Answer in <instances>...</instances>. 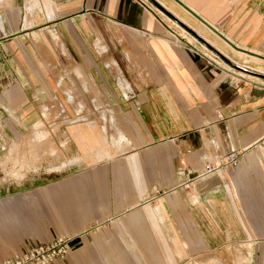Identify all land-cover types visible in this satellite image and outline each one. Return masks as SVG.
<instances>
[{
	"label": "crops",
	"instance_id": "obj_1",
	"mask_svg": "<svg viewBox=\"0 0 264 264\" xmlns=\"http://www.w3.org/2000/svg\"><path fill=\"white\" fill-rule=\"evenodd\" d=\"M148 1L0 0V146L55 129L73 151L52 170L85 164L0 185V264L57 238L50 264H264V85L234 82ZM170 1L264 55V0Z\"/></svg>",
	"mask_w": 264,
	"mask_h": 264
},
{
	"label": "rangeland",
	"instance_id": "obj_2",
	"mask_svg": "<svg viewBox=\"0 0 264 264\" xmlns=\"http://www.w3.org/2000/svg\"><path fill=\"white\" fill-rule=\"evenodd\" d=\"M148 4L154 12L163 18L169 27L177 30L183 41L186 40L196 44L201 50L211 56L215 54L210 49L213 47L218 49L223 56L222 59L218 58L217 60L224 69L231 73L230 75L233 76L234 82L245 80L244 82L253 81L264 85V55L258 56L246 53L249 55L246 56L236 52L240 50H232L224 41L221 42L217 37L211 35L209 31L205 30L200 23L195 21L173 1L163 0L159 4H153L148 1ZM190 29L193 31V34L190 32ZM203 40H206L213 47L207 43L204 44ZM63 55H65L64 52ZM250 56L258 59L251 58ZM67 57L69 56L67 55ZM69 117L68 121L79 118L77 116ZM103 117L106 118V116ZM40 127L43 128V126ZM40 131L43 130L36 129V131L28 132L24 137L25 142L18 144L17 142L7 141L0 146V185L11 188L10 184L20 182L25 174L28 172L32 173L33 171L37 176L35 179L36 184H45L52 180V182H55L56 180L54 179L56 178L64 181L73 177L71 175L81 173L77 172V170L83 168L85 164L80 161L73 163V165H67L61 170H52L53 167L58 166L62 162L72 161L71 151L73 149L70 150L69 141L66 137H60V132L57 130L46 131L48 133L46 135L44 133L43 135L36 134ZM36 137L39 139L36 140ZM52 149H56L58 155L54 156V153L50 155ZM195 261V264H197V259L192 262L194 263Z\"/></svg>",
	"mask_w": 264,
	"mask_h": 264
},
{
	"label": "built area",
	"instance_id": "obj_3",
	"mask_svg": "<svg viewBox=\"0 0 264 264\" xmlns=\"http://www.w3.org/2000/svg\"><path fill=\"white\" fill-rule=\"evenodd\" d=\"M239 154H230L216 165H205L203 172L194 178H187L180 186L187 189L193 179L203 178L211 173H217L224 168H233L239 161ZM68 240L57 238L50 243L42 244L28 249L26 252L8 258L1 264H50L55 260L64 258L68 253Z\"/></svg>",
	"mask_w": 264,
	"mask_h": 264
}]
</instances>
